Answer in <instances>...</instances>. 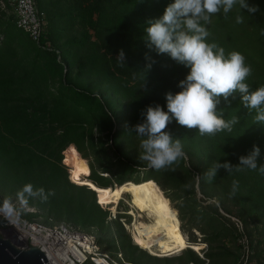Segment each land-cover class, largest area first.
<instances>
[{"label":"trees","instance_id":"obj_1","mask_svg":"<svg viewBox=\"0 0 264 264\" xmlns=\"http://www.w3.org/2000/svg\"><path fill=\"white\" fill-rule=\"evenodd\" d=\"M35 1L43 18L39 43L16 27L14 7L0 0V180L18 190L31 183L54 193L46 202L29 199L41 213L25 217L71 222L92 233L102 251L121 252L135 264H170L172 257L179 264L204 263L191 248L179 255L147 253L119 220L125 213L110 218L96 192L74 183L71 173L80 170L79 179L99 188L151 180L177 209L189 241L208 245V264H264V173L221 168L211 181L204 175L214 162L238 165L254 145L260 149L257 166H264V124L239 94L221 99L217 108L226 120L239 118L231 133L201 136L175 120L168 125L187 159L166 168L140 159L141 138L129 131L143 122L148 106L167 111L165 94L181 91L178 84L189 73L146 47L148 21L162 17L174 0ZM247 2L259 11L249 14L236 5L226 17L213 16L207 42L245 57L252 69L246 83L254 91L264 86V0ZM120 50L124 66L116 60ZM146 53L155 61L147 72Z\"/></svg>","mask_w":264,"mask_h":264},{"label":"clouds","instance_id":"obj_2","mask_svg":"<svg viewBox=\"0 0 264 264\" xmlns=\"http://www.w3.org/2000/svg\"><path fill=\"white\" fill-rule=\"evenodd\" d=\"M236 5L249 14L259 11L258 6H250L247 0H174L165 8L162 17L148 21L146 47L155 50L157 55L167 54L177 64L189 69L186 78L178 84L181 91L165 94L167 111L160 105L148 106L141 112L143 122L129 129L141 138L143 153L140 159L147 161L150 167L160 170L179 159H187L181 140L174 139L166 130L173 120L188 130H197L201 136H215L225 131L231 133L239 124V118H224V110H217L221 99L228 102L229 97L235 98L239 94L242 105L249 111L255 110V121L264 124V86L250 90L246 80L252 69L246 65L245 57L236 51L226 55L222 47L207 42L210 32L206 26L211 24L212 17L221 12L226 17ZM236 22L243 23V17L237 16ZM116 60L120 66L125 65L123 50ZM145 60L147 72L155 61L147 53ZM259 155L260 149L254 145L247 156L239 157L238 165L214 162L204 175L211 181L221 168L228 173L234 169L264 173V166H257ZM232 187L235 192L238 181L234 180ZM50 195L54 193L46 192L43 187L25 184L16 193L19 207L11 197H6L0 202V216L8 220L19 218L28 208L29 199L39 198L46 202Z\"/></svg>","mask_w":264,"mask_h":264},{"label":"built area","instance_id":"obj_3","mask_svg":"<svg viewBox=\"0 0 264 264\" xmlns=\"http://www.w3.org/2000/svg\"><path fill=\"white\" fill-rule=\"evenodd\" d=\"M8 2L14 7L16 27L39 43L43 33V18L36 1ZM13 203L19 207L17 201ZM35 212L38 211L28 205L19 218L8 220L0 216V221L8 222L7 226H0V234L12 233V239L22 244L21 249L37 247L45 256L47 264H135L126 261L121 252L112 256L102 251L92 233L81 230L71 222L44 223L41 218L29 219L24 215ZM244 241L243 239L242 242ZM198 253L203 257L199 251Z\"/></svg>","mask_w":264,"mask_h":264},{"label":"bare ground","instance_id":"obj_4","mask_svg":"<svg viewBox=\"0 0 264 264\" xmlns=\"http://www.w3.org/2000/svg\"><path fill=\"white\" fill-rule=\"evenodd\" d=\"M79 175L80 170H73L71 180L74 183L91 187L96 192L98 203L110 205L112 210L116 209L119 200L126 194L129 195L128 203L132 207L129 213L135 216L131 230L134 232L135 243L141 248L156 255L157 252H168L164 255H169L185 248L200 252L204 248L205 244L202 242L191 243L189 241L187 234L180 227L177 209L172 206L170 200L165 197L154 181L138 183L127 181L120 186L99 188L87 180L79 179ZM133 209L137 211V214ZM143 214L149 218L148 222L139 220ZM155 247H157V252H155Z\"/></svg>","mask_w":264,"mask_h":264},{"label":"rangeland","instance_id":"obj_5","mask_svg":"<svg viewBox=\"0 0 264 264\" xmlns=\"http://www.w3.org/2000/svg\"><path fill=\"white\" fill-rule=\"evenodd\" d=\"M63 159H64V155H63ZM65 166L67 168H69L68 165L65 164ZM17 191H19V190L16 189L15 187H12L10 185H7V183H5V182H3V181L0 180V201H3V199L6 198V197H11L12 198V201H16V193H17ZM126 195L120 200V202L119 201L117 202L116 209L115 210H112V207L110 205H102V206L105 209H109L110 210V218H115V217L118 218L117 212H121V214L122 213H125V214H123V216H121L119 218V220L123 224V226H124L125 230L128 232V234L131 235V237L133 239V242L135 243V241H134V232L131 230L132 224L135 221V216L133 214H130L129 213V211L132 209V207H131L130 203H128L129 195L128 194H126ZM200 196L201 195H200L199 191H197V197L199 198ZM29 206H31L36 211L40 212V210L38 209L37 205H35V204L32 205L31 204ZM133 210L137 214V211L135 209H133ZM221 211L223 213H225L223 210H221ZM136 218H138V217H136ZM139 220L148 222L149 221V218L145 214H143V216H141L139 218ZM184 228L187 229L188 228L187 225L184 226ZM92 230L93 231L95 230L96 232L98 231V229H96V228H94ZM130 230H131V232H130ZM193 232H194V230H193ZM194 234L196 235L198 233L195 232ZM1 235L3 237H5V238H8V239H12V236H13V234L10 233V232H7L6 235L5 234H1ZM108 242L109 241L106 240L103 245L104 246H107L108 245ZM204 244H205L204 249L200 250V253H201V255L203 257H201L200 254L196 250L194 252L199 256V258H201L204 261V263H202V264H208L209 263V259L207 257V253L209 252L210 249H209V247H208V245L206 243H204ZM230 248H231L230 250H232V249L234 250V247L230 246ZM213 249H214V247H213ZM214 251H215V249H214ZM146 252L149 253L150 255H153V256H163L164 254H167L168 253V252H165V253L157 252V247H155V252H157V255L151 253L147 249H146ZM180 252L181 251L175 252V253H173V255H179ZM169 255H172V254H169ZM138 258L140 259L139 261H144V259L141 256H138ZM148 262L151 263L152 261H148ZM180 262H182L181 259H178L177 257L176 258L172 257L170 264H179ZM159 264H162V263H159ZM193 264H195V263H193Z\"/></svg>","mask_w":264,"mask_h":264},{"label":"water","instance_id":"obj_6","mask_svg":"<svg viewBox=\"0 0 264 264\" xmlns=\"http://www.w3.org/2000/svg\"><path fill=\"white\" fill-rule=\"evenodd\" d=\"M8 222L0 221V226ZM22 244L14 239H8L0 234V264H47L43 253L35 246L21 249Z\"/></svg>","mask_w":264,"mask_h":264}]
</instances>
